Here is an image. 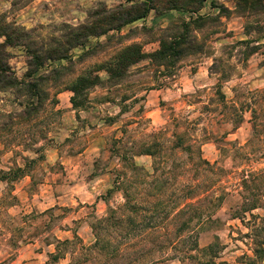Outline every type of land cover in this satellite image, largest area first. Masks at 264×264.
<instances>
[{"label": "rangeland", "instance_id": "rangeland-1", "mask_svg": "<svg viewBox=\"0 0 264 264\" xmlns=\"http://www.w3.org/2000/svg\"><path fill=\"white\" fill-rule=\"evenodd\" d=\"M124 1L87 0L88 7L82 9L85 18L83 22L77 21L75 26L67 22L73 19L72 17L59 19L58 23L55 22L58 18L54 16L48 17L53 20L52 23L37 22L35 26L27 23L29 17L25 14V9L35 5V0H11L9 10H4V5L9 3V0H0V17L4 24L16 26L29 33V37L23 42L28 43L29 47L33 42L35 48V45L41 47L51 44L53 40H63L70 29L89 23L91 11L100 7L106 10L114 9ZM212 1L215 5L228 9L230 4L234 5L233 0H208L205 4L207 11L200 16L219 12L218 9L208 10ZM53 2L54 12L63 16L61 9L55 5L67 10L68 4L73 0ZM50 3L52 0L43 3L41 11L48 12ZM77 6L79 10V4ZM231 8L229 10L232 12L227 19L222 18L191 31L190 37H196L193 45L202 49L199 53L184 57L174 69L165 70L149 61H142L130 69L119 85L107 82L105 77L98 74L104 78V82L86 92L87 101L90 92L99 87L98 96L104 103L119 106L131 101L130 105H125L122 109L121 116L130 112L137 104L140 107L132 112L127 123L121 128L127 140L116 137L115 132L98 134L99 154L88 156L87 161L82 162L76 169L63 165L60 157L64 153L89 149L91 140L88 133L80 136L73 132L71 138L60 144L48 135L54 128L59 132V129L70 126L65 120L69 119L66 113L70 110L71 93L65 91L64 87L107 62L120 48L128 44L138 43L146 53L157 50L158 39L180 34L182 21H189L191 16L180 12H151L145 20L139 21L137 27L127 26L120 32V35L125 36L121 39V44L118 43L120 41L117 34L110 43L106 37L90 39L88 47L98 41L108 46L103 49L96 48L94 53L83 61L77 58L81 54L80 49L72 51L73 62L68 64L70 73L61 81L64 85L43 88L47 89L49 99L37 113L29 112L32 105L37 104V100L30 98L25 90L9 88L0 91V171H13L19 167L24 168L25 173V176L16 180L0 182L2 264H47V255L53 253H59L63 259L50 264H96L101 257L88 249L95 241L91 227L96 220L106 217L109 209H123L125 194L121 193L123 203H119L118 196L122 188L130 193L132 202L143 211L134 225V232L136 230L140 235L126 241L130 243L121 248L122 252L114 262L121 264L136 261V264H147L153 261L156 253L168 248H171L172 252L168 260L179 261L188 246V240L175 235L180 223L175 215L169 212L168 204L174 203V198L182 199L183 203L190 186L194 188L195 195H207L199 204L205 213L209 214L210 209L220 213L215 218L209 214L211 219L204 220L197 227L198 246L206 248L218 239V261L228 264H244V256L253 257L250 236L255 232L250 215L263 218L264 203L260 201V208L251 213L238 212L244 194L240 179L242 172L254 171L257 179L247 194L264 195V167H261L264 165V157H258L257 148L250 147L264 138V89L253 88L247 93L241 91L237 94V87L240 85L226 88L236 69L222 58L212 62L209 76L205 75L201 79L200 74L194 84L190 85V72L193 74L198 71L202 67L203 59L217 50L222 56L226 55L228 60L235 56L237 63L243 62L242 67H248L247 61L252 58L247 57V53L248 48L252 46L246 48L239 45V42L245 40V27L254 25L255 21L264 15L258 13L256 17H239L238 12L233 11L234 7ZM10 14L12 20L9 22ZM35 15L36 13H33V17ZM253 18L254 22H249L253 21ZM20 19L26 22L17 23ZM257 37L259 35L252 32L249 40ZM3 40L0 38V44ZM216 45H219L218 49ZM28 51L24 46L0 49V58L7 63L18 81L25 79V74L30 70ZM58 65L59 63H53L50 67ZM257 65L258 69L264 68V60H260ZM216 74H219L218 82L207 84V80ZM242 77L243 73L236 76V80H241ZM185 83L187 85H184ZM251 83L250 81L249 84ZM180 86L182 88L178 91ZM105 88L122 90L123 95L119 97V102L103 95ZM166 88L168 90L165 99L157 101L151 96L154 90ZM244 88L247 89L248 85H244ZM140 92L142 94L138 98L132 99ZM92 107L93 105L87 104L88 113ZM252 111H256L259 118V134L256 138H252ZM75 120L80 129L85 125L90 130L95 129V125L89 124V116L82 118L75 115ZM113 121L114 118L108 117L105 123L111 125ZM132 123L138 124L139 127L129 136L128 125ZM145 149H150L153 156L139 155ZM48 150L56 151L54 163L49 161ZM9 151L12 152L11 156L8 155ZM100 151L106 153L102 154ZM134 151L139 155L138 167L130 169V178L129 173L123 169L128 167L129 154ZM25 153H32L33 156ZM32 160L33 162H30ZM203 161L208 162L209 166L204 165ZM108 169L118 173L112 181L103 179ZM156 172H160V176L152 178L151 175ZM121 176L125 178L123 181ZM107 183H111L112 187H106ZM110 189L113 191L107 195ZM121 213L125 218L129 216L127 211ZM237 217L240 220L236 219ZM74 235H77L78 239H73ZM57 239L73 240L74 244L68 247L57 246ZM119 241L120 239L114 240L115 243ZM158 244L161 249L155 247ZM242 248L247 249V252H241ZM6 252L7 259L4 258ZM234 253L237 255L233 256ZM158 264L163 262L159 261ZM179 264H193V261H179Z\"/></svg>", "mask_w": 264, "mask_h": 264}, {"label": "trees", "instance_id": "trees-1", "mask_svg": "<svg viewBox=\"0 0 264 264\" xmlns=\"http://www.w3.org/2000/svg\"><path fill=\"white\" fill-rule=\"evenodd\" d=\"M207 1L208 0H125L123 4H120L114 9L106 10L100 7L91 11L89 14L91 21L89 23L70 29V32L64 36L63 40H53L51 44L41 47L35 45V48L33 47V42H31V47L28 46V43L24 44L23 42L24 39L29 37V33L16 28V26L4 24L0 17V38L4 39L0 44V49L5 50L8 47L12 48L16 46L28 48V66L30 67V70L25 74V79L18 81L15 76H13L7 63L0 58V91L9 88L25 90L30 98H35L37 100V104L34 106L32 105L29 112L32 113L36 111L35 113H37L49 99L47 89L44 90L43 88H55L64 85L61 81L65 75L70 73L68 64L73 62L72 51L80 49L81 54L77 58L79 61H83L87 56L94 53L96 48L103 49L108 46L98 41L93 46L88 47V45H90V39L106 37L107 41L110 43L116 38L115 34H117L120 41L118 43L121 44V39L125 36L120 35V32L125 27L137 21L145 20L151 12L155 14L180 12L184 14L187 13L191 16L189 21H182V32L180 34L160 37L158 39L159 48L157 50L146 53L143 51L142 45L138 43L128 44L120 48L107 62L97 66L95 70L81 75L72 83L66 85L64 89L71 93L69 102L72 108L75 111L76 109L84 110L87 106L86 97L88 95L86 92L93 87L102 85L104 82L97 74L101 70L107 73V82L113 83V85H119V83L127 77L130 69L142 61H149L154 66L170 70L174 69L175 65L184 57L199 53L202 48L193 45L196 41V37H190L191 31L201 29L210 22L214 23L222 18H227L232 12L224 6L215 5V2L212 1L211 9H218L219 12L214 15L207 14L200 16V11L205 7ZM233 2V11H237L239 17H244L245 15L249 18L256 17L258 13L264 15V0H233ZM194 16L197 17L195 18ZM252 32L258 34L259 37L253 40L248 39L239 42V45H244L246 48L250 45L252 46L248 48L247 57L257 53L260 47H264V45H255L256 42L264 38V16L256 20L254 25L245 27V34L247 36ZM3 54L7 56L5 51H3ZM63 62L67 64L64 65L62 64ZM53 63H59V65L50 67ZM252 113V138H256L259 134V118L257 117L256 111H252ZM139 155L153 156V153L150 149H145ZM30 162H33V160ZM202 163L209 166V163L206 161ZM23 176H25L24 168L17 167L15 170H10L8 172L0 171V182H9L10 180H16ZM241 176V187L244 193H247L250 191L251 185L255 183L257 175L254 171H246L242 172ZM112 189L108 191L107 195H110L113 191ZM124 194L125 203L123 209H109V214L102 219L96 220L95 224L91 227L95 241L88 249L95 251V253L101 257L99 262H95L96 264H117L114 261L121 254L122 245L125 244L126 241H130L140 235L136 230L134 232V225L137 223L136 219L141 215L143 209L132 202L128 191L125 190ZM201 195H195L194 188L190 186L187 194L184 196L182 206H176L179 210L175 211V217L178 219L180 226L176 229L175 235L188 240V246L186 250L182 252V257L179 258V261L181 263L193 261V264H228L224 261H218L220 260L217 252V249L220 247L218 239H216L217 241L215 243L208 245L206 248H200L198 246L199 232L196 229L201 222L211 219V216L198 206L203 199L207 198V195ZM260 196L261 194H249L247 196L243 194L242 203L238 212L246 214L260 208ZM123 211L129 213L127 218L122 215L121 212ZM250 217L253 219L252 229L255 232L253 236H250L253 245L252 253L255 259L244 256L245 262L243 263L262 264V262H264V217H256L252 214ZM236 219L240 220L239 217ZM241 219L243 220V218ZM73 239H78L77 235H74ZM117 239H120V241L115 243L114 240ZM55 243L57 246L68 247L73 245L74 241L68 239L60 241L57 239ZM155 247L161 249L160 244ZM147 251L149 250L147 249ZM47 256L49 260L47 264L56 263L60 259H63L62 255L59 253L48 254ZM158 262L159 261H150L147 264H158ZM136 263V261H129L121 264Z\"/></svg>", "mask_w": 264, "mask_h": 264}, {"label": "clouds", "instance_id": "clouds-1", "mask_svg": "<svg viewBox=\"0 0 264 264\" xmlns=\"http://www.w3.org/2000/svg\"><path fill=\"white\" fill-rule=\"evenodd\" d=\"M49 0H35V5H30L29 9H25V14L27 17H29V20L27 23H30L31 25L35 26L37 22L41 24H47V23H52L53 20H49V16H54L57 17L58 19L55 20V22H59V19H66L67 17H72L73 19L68 20L67 22L73 24V26L76 25L77 21L83 22L85 18V13L82 11V9H85L88 7L87 0H73L70 4L67 6V10L62 8L60 5H55V7L60 8L61 12L63 13V16H61V13L54 12L53 10V0L52 3H50L49 10L48 12L44 13L42 12V4L43 3H48ZM223 2V0H221ZM77 4H79V10ZM37 5L39 7H37ZM230 7H234L233 4H230ZM11 9V0H9V3L4 5V10H9ZM33 13H36V15L33 17ZM211 15H214L215 13H210ZM12 20V14L8 16V21L10 22ZM23 19L17 20V23H25ZM249 22H254L249 21ZM140 22L137 21L136 23L130 25V27H137V25ZM215 39V37H213ZM227 43H231V41H226ZM261 44H264V40L260 41ZM217 49L219 48V45L215 46ZM86 51V50H82ZM261 53H264V47L260 49V52L256 54V56H253L251 60L247 61L248 67H242L243 62L237 63V57L233 56L231 60H228L227 56H222V54L217 50L215 51L212 55L207 56L206 58L203 59V64L202 68L203 69H208L210 65L212 64L213 61H216L217 58H222L225 60L227 64L234 65L236 72L233 74L232 79L228 81V85L225 87H231L235 85H240V87H237V94H239L241 91L244 92H249L253 88H258V89H264V68H257L256 65L259 63L260 60H264V55H261ZM241 73H243V77L241 80H236V76H240ZM97 74H99L101 77H106L107 73L104 70L99 71ZM206 73L204 71L201 72V79L205 77ZM218 76L219 74L214 75L211 79L207 80V84H213L215 82H218ZM259 77V79H256ZM252 82L249 84V82ZM244 85H248V88L245 89ZM199 87V85H197ZM100 93L99 87L96 88L95 91H91L90 95L88 97L87 104L93 105L92 109L89 111L87 114L89 116V124L95 125L94 130H90L87 125L83 129H80L79 123L75 120L74 117L69 115L70 119H66L65 123L69 124L70 126L67 127L66 129H59V132L54 128L53 131L49 132L48 135L50 138L54 139L57 144L63 143L65 139L71 138V134L73 132H76L77 135L83 136L85 132L88 133V136L91 140L89 149L90 151L87 153L88 156H92L93 154L98 155L99 154V145H100V138L98 134H102L104 132H115L116 137L122 138L123 140H127V136L121 131L122 126L127 123L128 118L131 117L132 112H135L139 109L140 105L137 104L135 107L131 108V111L128 113H125L123 116H121L122 109L125 107V105H130L131 101L125 102L124 105H111L108 103L102 102L101 98L98 96ZM142 93H138L136 97H132V99L138 98L139 95ZM75 95V93H74ZM103 95L110 96L112 99L117 100L119 102V97L123 95V91L120 90L118 91L115 88H105ZM96 98V99H94ZM247 99V97H245ZM206 102V101H205ZM76 111L81 112V116H85L86 114L80 110L76 109ZM108 117H112L115 120V126L112 127L108 124L105 123ZM119 118V119H117ZM230 126V125H229ZM139 127L138 124L132 123L131 125H128L129 128V133L128 135L131 136L133 133V130H136ZM150 127V125H148ZM79 129V131H77ZM95 137V139H92ZM135 137H133L134 139ZM129 143H131L129 141ZM41 144H43V141H41ZM40 145H37L39 147ZM250 147H256L257 148V153L256 155L258 157H264V138H261L260 140L256 141L254 145ZM19 151L20 149H16ZM247 151V150H246ZM8 155L11 156L12 152L9 151ZM25 155L28 156H33L32 153H25ZM48 156H49V161L50 162H55L56 160V151L53 150H48ZM137 156H139L135 151L129 154V161H128V167L123 169V171H126L129 173V177L131 178V171L130 169L133 167H138V161H137ZM23 165L21 164V167ZM119 166V165H117ZM261 167H264V165H261ZM118 173L112 172L111 169L107 170V173L103 176V179L106 181H112L116 178V175ZM152 178H156L160 176V172H156L155 174L151 175ZM125 178L121 176V181H123ZM99 182V181H98ZM129 179V183H130ZM106 187H112L111 183H107L105 185ZM121 193H124V189L122 188L118 196H120L119 203H123V195ZM179 194V193H178ZM245 196H247V193H244ZM261 202L264 203V195H261L260 197ZM177 205L182 206V199H175L174 198V203L168 204V210L172 215H175V211H178L179 209L176 207ZM199 206V205H198ZM209 214L213 215V218H215L217 215L220 213L216 211L215 209H210ZM171 218V217H170ZM238 223V222H236ZM130 243V242H128ZM128 243H125L122 245L123 247H127ZM174 246V245H173ZM241 252H247V249H241ZM172 255L171 248H168L166 251L163 252H158L156 255L153 257V261L157 262H163V264H179V261L176 260L174 262L169 261L168 257ZM237 255L236 253L233 254V256ZM4 258L7 259V252L4 254ZM232 257H229L231 259ZM252 259H255V257H252ZM2 264V262H0ZM140 264H143V262H140ZM264 264V262H262Z\"/></svg>", "mask_w": 264, "mask_h": 264}, {"label": "crops", "instance_id": "crops-1", "mask_svg": "<svg viewBox=\"0 0 264 264\" xmlns=\"http://www.w3.org/2000/svg\"><path fill=\"white\" fill-rule=\"evenodd\" d=\"M229 9H232V8L229 7ZM208 10L209 11H213V9H211V8H208ZM206 11H207V7H204L200 11V14L206 13ZM223 19H227V18H223ZM249 37H250V35L247 36L244 33V38L243 39H245V40L251 39ZM261 40H264V38L260 39V41ZM260 41L256 42L255 45H264V44H261ZM262 47H260V49ZM260 49L257 51V53L260 52ZM257 53L251 55L250 57L252 58L253 56H256ZM261 55H264V53H261ZM260 68H262V67H260ZM202 71H204L207 76L210 75L209 74L210 73L209 68L205 70L202 67H200L199 70L198 71H194L193 74H192V72H190V74L192 75L191 80H190V83H191L190 85L194 84V82H195L194 80L197 79V77H200L199 75L201 74ZM101 79L103 80L104 78H101ZM105 79H107V76L105 77ZM184 85H187V84L185 83ZM180 88H182V87L180 86L178 91L180 90ZM167 90H168V88L160 89V90H154L153 93L151 94V96L154 98V100H157V101L163 100V99H165V97L167 95ZM88 110L87 109L82 110L86 114L85 116L82 117L81 116V112H79V111L76 112L72 108V106L70 105V110L66 114H67V117H69V115L71 114V116L74 117V118H75V115H76V117L79 115L80 117L84 118V117H88V115H87L88 114ZM69 119H70V117H69ZM114 125H115V120L112 122V124L110 126H114ZM88 152H89V149L86 148L85 150H83L81 152L64 153L62 155V157H60V160L62 161L61 163L63 165H66V167L70 166V168L76 169V168H78L81 165L82 162L87 161L86 159L88 158V155H87ZM100 153L105 154L106 152L105 151H100ZM93 161H96V160H93Z\"/></svg>", "mask_w": 264, "mask_h": 264}]
</instances>
